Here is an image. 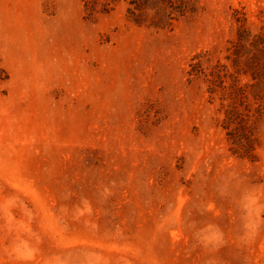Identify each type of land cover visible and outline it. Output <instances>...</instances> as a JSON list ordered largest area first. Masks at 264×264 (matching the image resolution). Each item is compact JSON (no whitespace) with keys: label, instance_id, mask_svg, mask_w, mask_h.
<instances>
[{"label":"rangeland","instance_id":"rangeland-1","mask_svg":"<svg viewBox=\"0 0 264 264\" xmlns=\"http://www.w3.org/2000/svg\"><path fill=\"white\" fill-rule=\"evenodd\" d=\"M129 1L0 0V264H264V0Z\"/></svg>","mask_w":264,"mask_h":264},{"label":"trees","instance_id":"trees-1","mask_svg":"<svg viewBox=\"0 0 264 264\" xmlns=\"http://www.w3.org/2000/svg\"><path fill=\"white\" fill-rule=\"evenodd\" d=\"M83 1L85 10L89 15H93L98 11L99 7H101V12L109 13L112 10L110 7H112V4L117 0H104L103 2H100L99 0ZM129 4L131 7L128 8V13L131 19L136 22H142L146 19V9L150 8L154 10L155 12L152 16V24L155 26H160L164 23H167L168 25L172 20H177L179 17L185 16L189 11H193L191 8L192 6L190 7V4L187 0H131L129 1ZM246 38L247 34L245 30L240 32L238 41L235 45L236 48L234 53L236 56L239 54V46H241V43L245 41ZM250 44L255 50L253 57H251L252 61L256 64H259L261 61V54L264 52V36L253 37ZM196 66L198 65H194V67ZM225 69L226 66H216L215 69L211 71L210 75L212 79H209V82L211 83L210 92H215L214 84L216 80H222L226 75L224 72ZM190 74H192V72H190ZM256 78L257 76H254V79ZM235 92H241L242 95L244 94L242 88L236 89ZM242 99H244L243 96ZM237 118L240 119L239 125L245 122V118L239 112H237L234 107L231 110H228L226 118L227 128H229L230 124L233 123ZM241 126L243 127V125Z\"/></svg>","mask_w":264,"mask_h":264}]
</instances>
